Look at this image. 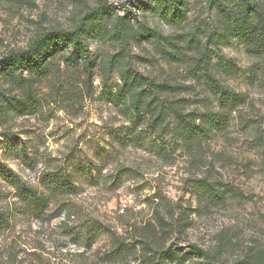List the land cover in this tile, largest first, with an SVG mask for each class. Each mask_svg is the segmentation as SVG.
<instances>
[{"label":"rangeland","instance_id":"374dc122","mask_svg":"<svg viewBox=\"0 0 264 264\" xmlns=\"http://www.w3.org/2000/svg\"><path fill=\"white\" fill-rule=\"evenodd\" d=\"M148 2L0 0V59L25 50L39 34L72 31L88 11L103 5L112 14L103 19L107 31L118 16L163 38L129 44L130 72L179 87L162 98L203 112L215 103L190 70L205 53L218 81L245 97L242 123L201 142L191 154L175 146L173 152L166 147L169 156H157L146 131L145 148L137 146L120 106L107 98L120 83L118 69L105 66L117 46L93 32L85 38L90 61L96 62L91 83L80 67L64 64L61 57L69 49L63 48L47 60L46 76L38 80L27 72L16 71L17 79L0 74L1 95L21 100L29 92L39 105L28 114L3 111L0 165L49 199L43 213L29 214L0 180V213L8 216L0 229V264H234L247 248L264 249V56L249 54L238 39L207 41L206 33L219 25L203 0H187L180 30L145 10ZM188 34L199 44L186 43ZM221 62L234 64L236 73L221 70ZM172 123L165 119V125ZM169 139L164 136L163 143ZM60 172L70 174L72 191L56 194L40 184L43 175ZM199 180L229 185L245 199L228 197L205 207L193 189ZM219 234L234 245L218 252L214 262L187 254L191 245L214 253ZM114 240L122 246L118 256L111 253ZM166 251L169 257L159 260Z\"/></svg>","mask_w":264,"mask_h":264},{"label":"trees","instance_id":"16d2710c","mask_svg":"<svg viewBox=\"0 0 264 264\" xmlns=\"http://www.w3.org/2000/svg\"><path fill=\"white\" fill-rule=\"evenodd\" d=\"M208 9L213 11L218 19L219 30L208 31L207 41L210 43H223L231 39H238L247 52L253 56H264V0H203ZM145 10L151 12L164 25L180 30L187 20V0H149ZM112 14L103 5H99L88 11L70 31H53L39 34L30 42L25 50L11 52L0 59V74L10 79H17V72H27L31 77H45L48 65L47 60L60 53L61 48L66 51L62 61L66 66L80 67L87 76V82L93 79L95 61H90V54L85 43V38L94 33L96 36H108L109 40L116 44L117 53L109 57L106 68L118 69L119 85L114 95L107 94V98L117 106L123 116L131 124L128 133L137 146L145 148L142 141V132L151 133L150 149L157 156H169L166 147L171 152L175 146L191 154L201 142L213 136L224 135L235 123H242V111L246 107V99L243 95L222 84L210 72L206 55L200 54L194 66L190 70L192 76L202 82L206 92L210 95L215 105L203 112L198 110L185 111L182 101H168L163 96L174 94L179 89L164 82H154L145 79L139 74L130 72L126 67L127 48L130 43H141L147 40L160 41L163 39L155 29L147 26L137 29L126 18L113 16L111 28L107 31L103 25V19L110 20ZM186 43L191 41L195 46L199 41L194 34H188ZM173 49H177L170 42ZM62 50V51H63ZM61 51V52H62ZM104 66V67H105ZM218 67L227 74H235V66L230 62H221ZM104 78V76H101ZM24 89V88H22ZM37 101L29 97V92L24 93L21 100L9 99L0 94V119L3 111L10 109L28 114L37 110ZM170 117L172 125H165V119ZM169 136L167 143L162 138ZM129 137V136H128ZM0 180L8 183L13 188L20 204L25 211L32 215H40L47 208L49 199L44 193L38 192L34 186L17 177L11 170L0 165ZM40 184L48 191L56 194H65L73 190L70 174L60 172L57 175H43ZM193 189L201 205L212 207L223 204L226 199L244 200L238 191L229 185H222L218 181L210 183L199 180L194 183ZM244 198V199H243ZM8 224V216L0 213V229ZM163 229V225L161 226ZM218 245L214 253L202 250L196 245L189 247L188 255H197L202 259L214 262L218 252L226 246H232L229 237L218 235ZM122 252V246L116 240L112 243L111 253L118 256ZM162 253V252H161ZM159 260L169 257L166 251ZM153 264H162L161 261ZM234 264H264V249L247 248L239 260Z\"/></svg>","mask_w":264,"mask_h":264}]
</instances>
